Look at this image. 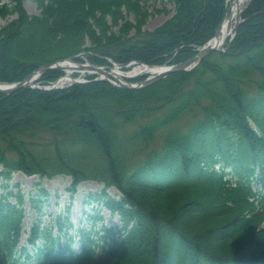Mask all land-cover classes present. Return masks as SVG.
<instances>
[{"label":"trees","instance_id":"trees-1","mask_svg":"<svg viewBox=\"0 0 264 264\" xmlns=\"http://www.w3.org/2000/svg\"><path fill=\"white\" fill-rule=\"evenodd\" d=\"M35 1L38 14L0 0V18L16 15L0 28V81L82 51L97 64L178 63L215 35L228 8L168 0L174 13L149 30L142 0ZM244 18L227 51L144 88L90 75L0 93V264H264V0ZM63 73L47 71L42 84ZM18 171L70 176L71 197L84 181L103 183L84 203L121 224H106L97 207L92 225L76 227L71 203L46 222L51 192L41 182L24 192L12 184ZM27 202L36 219L26 230Z\"/></svg>","mask_w":264,"mask_h":264},{"label":"rangeland","instance_id":"rangeland-1","mask_svg":"<svg viewBox=\"0 0 264 264\" xmlns=\"http://www.w3.org/2000/svg\"><path fill=\"white\" fill-rule=\"evenodd\" d=\"M142 5L148 9L151 13L147 23L144 28L152 30L155 27L159 26L163 22H165L175 11V7L168 0H142ZM24 6L31 14H38L40 12V8L38 6L37 1L35 0H24ZM16 15H10L6 18H0V28L7 24L11 19H13ZM127 17L129 19L135 20V15L133 13H128ZM117 29V28H114ZM84 57L81 60H75V63H92L90 58V54L83 53ZM109 64V63H105ZM133 66V65H132ZM132 66L128 67L131 69ZM98 77H101L100 74H96ZM73 78H81L90 76L89 72L81 73L80 71H76L72 73ZM69 83V82H68ZM66 83V84H68ZM2 169V165H0V170ZM72 179L70 176L59 175L54 178H41L39 175L27 176L22 172H15L12 178V184H19L20 187L24 190V192H34L36 191L38 184L42 183L45 187L49 189L51 192L50 196V204L46 207L47 212L53 213L56 215L58 212L63 211L69 203H71V219L73 220L76 227L78 226H89L95 222L94 219L89 218V214H95L97 212L96 208L100 207V214L105 217L104 222L109 225H119L121 224V218L118 214H112L107 208L104 206L98 205L95 202L92 203H84L85 196L89 193V191H100L103 189L104 184L97 182L95 180H88L82 182L78 187V192L71 197L70 193L67 191V187L71 183ZM109 193L114 197H119L120 192L115 187H111L108 189ZM27 214L24 219V229H29L32 221L36 219V214L29 205L26 203ZM87 211L88 213H85ZM47 214L44 218L46 222L50 220L51 214ZM102 224V221L97 222V226L99 227ZM27 233L23 234V240H25Z\"/></svg>","mask_w":264,"mask_h":264},{"label":"water","instance_id":"water-1","mask_svg":"<svg viewBox=\"0 0 264 264\" xmlns=\"http://www.w3.org/2000/svg\"><path fill=\"white\" fill-rule=\"evenodd\" d=\"M251 1L252 0H249L247 2L244 9L238 15V17L235 20L233 28L230 29V32L225 39H222L221 32H222V28H223L225 20L230 19L232 16V4H233L234 0L230 1V7L226 12V15H225L223 22L217 28L215 36L212 39H210L204 46H202L194 56H192V57H190V58H188L182 62L174 63L171 65H166L159 72L152 74V75H149L146 79L142 80L141 82L132 83V82L122 81L121 79L116 77L112 71L116 67L121 68V67L130 66L132 63H136L139 61H133L130 63H121V64H118V63L112 61L113 62L112 66H110V65L100 66V65L89 64V63H80L77 65L78 67H76V68L87 69V70L90 69V70H93L94 72H99V73L103 74L104 77H110V78L117 79L120 83V86L127 88V89L143 88L147 85L154 83L155 81H157L161 78L166 77L171 72L186 71V70H190V69L194 68L206 55H208L214 51H226V49L230 46V43L234 39L240 24L245 20V18L243 17V14L247 10ZM73 58L74 57L72 56V57H69L67 60H61V61H56L54 63L43 64L40 67L33 70L31 73H29L21 81L0 82V93L11 94V93L15 92L16 90L23 88V87H27V86L44 88L47 90L57 88V87H62V85H60L58 83L59 80H57V82L55 84H53L52 86L42 87V86H40V79L45 72L52 70V69H59L62 71H66L67 65H68L67 63H69ZM71 66L72 65L70 64L69 67H71ZM150 66H153V65H150ZM134 76L135 75H131L130 77H134ZM75 81H77V80H75Z\"/></svg>","mask_w":264,"mask_h":264},{"label":"bare ground","instance_id":"bare-ground-1","mask_svg":"<svg viewBox=\"0 0 264 264\" xmlns=\"http://www.w3.org/2000/svg\"><path fill=\"white\" fill-rule=\"evenodd\" d=\"M248 1L249 0H234V2L232 4V16L230 19L225 20L223 28H222V32H221L222 39H225L227 37V35L230 32V29L233 28V26H234L236 18L241 13V11L244 9V7L246 6ZM69 64L74 65V63H72V62H70ZM67 67H69V65ZM163 68L164 67H149V66H145V65H137L136 64V65H133L131 69H128L129 71H122L121 69L116 67L113 70V74L116 77H118L119 79L125 81L126 78L129 77L130 75L138 74V73L154 74V73L159 72ZM67 70H68L67 76L65 78H63L60 83H68L69 81H71L70 77L72 76L73 70H71L70 68H68ZM85 71L86 70L83 69V70H81V73H84Z\"/></svg>","mask_w":264,"mask_h":264}]
</instances>
